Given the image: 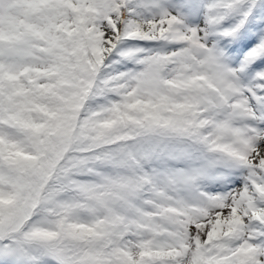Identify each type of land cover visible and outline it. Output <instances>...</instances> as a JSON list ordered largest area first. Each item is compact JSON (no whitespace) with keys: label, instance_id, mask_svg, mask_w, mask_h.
<instances>
[{"label":"snow or ice","instance_id":"obj_1","mask_svg":"<svg viewBox=\"0 0 264 264\" xmlns=\"http://www.w3.org/2000/svg\"><path fill=\"white\" fill-rule=\"evenodd\" d=\"M0 264H264V0H0Z\"/></svg>","mask_w":264,"mask_h":264}]
</instances>
